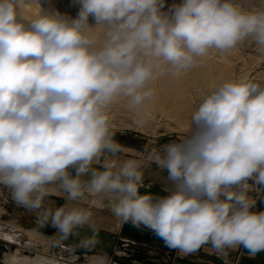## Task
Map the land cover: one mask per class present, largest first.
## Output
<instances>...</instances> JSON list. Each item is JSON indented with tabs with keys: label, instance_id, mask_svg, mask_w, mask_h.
Here are the masks:
<instances>
[{
	"label": "clouds",
	"instance_id": "1",
	"mask_svg": "<svg viewBox=\"0 0 264 264\" xmlns=\"http://www.w3.org/2000/svg\"><path fill=\"white\" fill-rule=\"evenodd\" d=\"M37 3L27 15L24 0H0V185L14 201L64 239L90 224L80 202L92 197L184 253L264 252V82L211 89L186 136L141 158L120 157L108 114L119 98L142 111L152 81L212 49L264 51V0H71L75 15ZM149 163L167 173V195L140 192ZM57 191L66 203L46 208Z\"/></svg>",
	"mask_w": 264,
	"mask_h": 264
},
{
	"label": "rangeland",
	"instance_id": "2",
	"mask_svg": "<svg viewBox=\"0 0 264 264\" xmlns=\"http://www.w3.org/2000/svg\"><path fill=\"white\" fill-rule=\"evenodd\" d=\"M54 3L61 12L67 11L75 15L71 0H54ZM23 10L27 15H36L39 11L37 0H24ZM240 79L264 82V51L248 44H241L229 52L212 49L206 57L200 59L196 67L179 76L169 72L152 81L149 87L154 90V95L145 102L142 111L138 112L131 107L127 98L115 101L108 113L112 138L121 147H139L149 151L159 150L173 141L178 142L188 134L190 118L199 99L224 82ZM58 199H63V202L60 203ZM65 203L64 195L57 191L46 198L45 207L55 209ZM80 206L111 211L107 200L96 203L92 197L80 202ZM49 227H52L50 223L40 226L38 214L19 206L14 201L11 190L0 185V264H5V255L14 253L17 248L20 255L27 257L44 254L53 258L60 242L65 240L58 237L57 229L55 234H47L44 230ZM30 232L49 237L52 241L49 243L44 240L38 245H31ZM117 250L122 258L127 259L131 255L135 263L171 264L160 243L133 244L121 240ZM77 255H74V260L69 264H97V261L102 260L99 257ZM163 257L167 262L163 261ZM112 261L110 259L109 262L108 259L104 262L112 264Z\"/></svg>",
	"mask_w": 264,
	"mask_h": 264
},
{
	"label": "crops",
	"instance_id": "3",
	"mask_svg": "<svg viewBox=\"0 0 264 264\" xmlns=\"http://www.w3.org/2000/svg\"><path fill=\"white\" fill-rule=\"evenodd\" d=\"M120 157L122 159L141 158L146 155L145 148H136L131 146H122ZM167 173L157 168L155 164H146L143 168L144 186L140 188L142 194H152L154 196L167 195L165 188L167 186ZM255 196V193H253ZM92 212L91 222L88 225L75 230V234L64 239L57 232L58 237L65 241L73 242L77 247V254L85 257H99L103 261L112 259L118 249V243L121 240L135 239L124 236V222L112 213L100 208H92L82 206ZM255 210H264V200L257 198V206ZM40 236L37 233L30 235V239L37 240V245L48 241L51 238ZM49 238V239H48ZM92 241L88 246L85 242ZM32 242V241H31ZM80 253V254H79ZM168 260L171 264H264V252H260L255 256H250L246 249L242 246L237 248H227L224 253L217 252L210 244L202 245L198 250L191 253H184L178 249L174 251H166ZM163 261L167 259L163 257Z\"/></svg>",
	"mask_w": 264,
	"mask_h": 264
},
{
	"label": "trees",
	"instance_id": "4",
	"mask_svg": "<svg viewBox=\"0 0 264 264\" xmlns=\"http://www.w3.org/2000/svg\"><path fill=\"white\" fill-rule=\"evenodd\" d=\"M58 200L60 201V203L63 202V199H58ZM44 231L47 234L53 235L55 234L56 229L54 227H49V228H46ZM123 234L124 236H128V237L135 239L139 243L140 242L160 243V245L164 248V253H166V251L172 252L175 250V249L167 247L162 239L158 238L151 230L144 228L143 226L136 227L130 222L125 223L123 227ZM114 260L116 261V264H147V263H142V262L135 263L134 258L131 257V255L127 259L122 258L121 256H115Z\"/></svg>",
	"mask_w": 264,
	"mask_h": 264
},
{
	"label": "bare ground",
	"instance_id": "5",
	"mask_svg": "<svg viewBox=\"0 0 264 264\" xmlns=\"http://www.w3.org/2000/svg\"><path fill=\"white\" fill-rule=\"evenodd\" d=\"M36 232H30L29 234L30 235H34ZM44 239V237H43ZM47 240V238H45ZM33 244L30 242L31 245H37V240H32L30 239ZM74 255H77L75 253H72L71 254V257L70 258H66V255L65 257H61L58 255V252L57 253H54L53 254V258H49V256H46L44 254H37L35 255L34 257H31V256H25V255H20V250L17 248L15 249L14 253H8L5 255V258H4V262L5 264H13V261L15 260H21L24 262V264H30L31 260H33L34 258H36L37 256H42V257H45L47 259H50L52 261H54V264H69V263H72V260H74ZM78 256V255H77ZM72 258V259H71Z\"/></svg>",
	"mask_w": 264,
	"mask_h": 264
},
{
	"label": "built area",
	"instance_id": "6",
	"mask_svg": "<svg viewBox=\"0 0 264 264\" xmlns=\"http://www.w3.org/2000/svg\"><path fill=\"white\" fill-rule=\"evenodd\" d=\"M127 241L132 242L133 244L137 243V241H134V240H127ZM72 253L76 254V246L74 243L68 242V241L60 242L59 248H58V255L60 256V258L65 257V255H66V258L67 257L70 258ZM120 255H121L120 252H118L117 250L115 253V256H120ZM114 257L112 258L113 260L112 263L116 264Z\"/></svg>",
	"mask_w": 264,
	"mask_h": 264
}]
</instances>
